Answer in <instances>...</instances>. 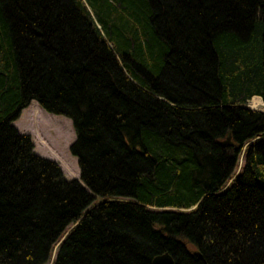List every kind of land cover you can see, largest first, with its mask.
<instances>
[{
  "label": "trees",
  "instance_id": "trees-1",
  "mask_svg": "<svg viewBox=\"0 0 264 264\" xmlns=\"http://www.w3.org/2000/svg\"><path fill=\"white\" fill-rule=\"evenodd\" d=\"M255 97L264 0H0V264H264ZM32 101L80 181L12 126Z\"/></svg>",
  "mask_w": 264,
  "mask_h": 264
},
{
  "label": "rangeland",
  "instance_id": "rangeland-1",
  "mask_svg": "<svg viewBox=\"0 0 264 264\" xmlns=\"http://www.w3.org/2000/svg\"><path fill=\"white\" fill-rule=\"evenodd\" d=\"M251 100V107L249 102L247 104L249 109L264 112L261 99L255 97ZM12 126L20 134L29 136L34 145V153L55 162L66 180L80 181L77 160L69 152L75 135L68 118L47 113L36 101H32Z\"/></svg>",
  "mask_w": 264,
  "mask_h": 264
},
{
  "label": "water",
  "instance_id": "water-1",
  "mask_svg": "<svg viewBox=\"0 0 264 264\" xmlns=\"http://www.w3.org/2000/svg\"><path fill=\"white\" fill-rule=\"evenodd\" d=\"M152 264H174V261L169 254H162L155 257L152 261Z\"/></svg>",
  "mask_w": 264,
  "mask_h": 264
},
{
  "label": "bare ground",
  "instance_id": "bare-ground-1",
  "mask_svg": "<svg viewBox=\"0 0 264 264\" xmlns=\"http://www.w3.org/2000/svg\"><path fill=\"white\" fill-rule=\"evenodd\" d=\"M260 100V99H259ZM252 100H250L249 101V106L251 107V104H252V102H251ZM261 101V100H260ZM257 102V101H256ZM258 104H260L259 102H258ZM247 107V106H246Z\"/></svg>",
  "mask_w": 264,
  "mask_h": 264
}]
</instances>
